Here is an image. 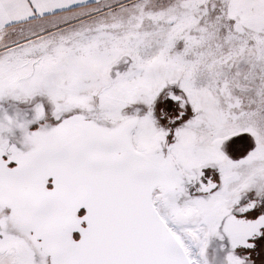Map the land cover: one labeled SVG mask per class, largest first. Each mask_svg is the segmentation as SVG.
<instances>
[{"label": "snow or ice", "instance_id": "snow-or-ice-1", "mask_svg": "<svg viewBox=\"0 0 264 264\" xmlns=\"http://www.w3.org/2000/svg\"><path fill=\"white\" fill-rule=\"evenodd\" d=\"M0 264H264V0H0Z\"/></svg>", "mask_w": 264, "mask_h": 264}]
</instances>
